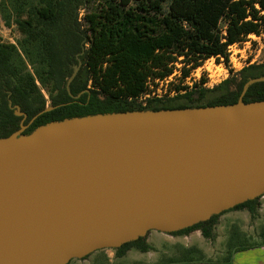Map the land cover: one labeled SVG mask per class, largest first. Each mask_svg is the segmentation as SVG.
<instances>
[{
	"label": "water",
	"instance_id": "water-1",
	"mask_svg": "<svg viewBox=\"0 0 264 264\" xmlns=\"http://www.w3.org/2000/svg\"><path fill=\"white\" fill-rule=\"evenodd\" d=\"M260 81L233 105L22 123L0 139V264H69L264 196V101H243Z\"/></svg>",
	"mask_w": 264,
	"mask_h": 264
},
{
	"label": "trees",
	"instance_id": "trees-1",
	"mask_svg": "<svg viewBox=\"0 0 264 264\" xmlns=\"http://www.w3.org/2000/svg\"><path fill=\"white\" fill-rule=\"evenodd\" d=\"M90 3L11 0L23 36L19 45L34 71L25 66L18 46L0 43V139L18 132L22 123L29 125L46 108L53 109L40 114L24 134L88 115L233 105L249 80L264 78V63L250 64L237 73L230 69L231 76L213 88L202 80L200 86H178L176 95L148 98L142 104L139 99L150 92V84L173 75L178 64L184 78L212 57L224 58L228 66L231 46L264 32V0ZM243 101H264V81L251 84ZM17 108L23 115L16 114ZM260 199L228 211L246 209L256 218ZM228 211L171 235L200 230L204 238L214 240L218 220ZM132 249L148 253L153 248L145 236L115 249L116 256L122 258ZM186 253L202 257L195 247Z\"/></svg>",
	"mask_w": 264,
	"mask_h": 264
},
{
	"label": "rangeland",
	"instance_id": "rangeland-1",
	"mask_svg": "<svg viewBox=\"0 0 264 264\" xmlns=\"http://www.w3.org/2000/svg\"><path fill=\"white\" fill-rule=\"evenodd\" d=\"M90 5H96L99 1L102 0H90ZM13 6L11 4V0H0V43L6 44H14L19 48V55L21 59L24 60L25 66L30 71H34L32 64L26 57L24 50L19 45L22 34L19 31L17 25L14 21ZM10 18V23L8 22V18ZM223 26V25H222ZM229 64L228 66L225 64L224 58H216L212 57L203 64L191 71V74L188 78H184L180 68L181 64L177 65V69L174 72L171 81L163 86L160 84L151 83V89L157 90L161 89L164 93L165 90L168 92L170 90H174L178 86H187L194 88L197 85H201L202 80H205L206 88H213L223 82L225 79H228L230 74V69H232L235 73L239 72L245 66L250 64H263L264 63V32L261 36L250 35L243 43L236 44L230 47L229 49ZM20 65L21 62L18 60ZM43 92L47 94V91L43 89ZM162 98H167V96H163ZM145 104V101L140 102ZM255 220V218H253ZM245 224L243 230L252 233L254 237L251 238V245H255L257 243L264 241V216L263 219L258 221V225H256V221H250ZM242 221V226H243ZM240 230L241 228L238 227ZM149 240V235L146 236ZM152 241V240H151ZM153 246L155 247L149 253H142L136 249L131 250L126 256L119 258L116 256L115 249H104L100 251H96L89 255L86 259H74L69 264H144L147 262H152L153 260H157L158 263H168L167 255L171 253V256L175 259H184L190 256L194 258H199L201 256L200 253L187 254L183 253L180 247H173L164 242H154L152 241ZM248 243V242H246ZM201 245V244H197ZM174 251L178 255L174 254ZM164 252H167L165 254Z\"/></svg>",
	"mask_w": 264,
	"mask_h": 264
},
{
	"label": "crops",
	"instance_id": "crops-1",
	"mask_svg": "<svg viewBox=\"0 0 264 264\" xmlns=\"http://www.w3.org/2000/svg\"><path fill=\"white\" fill-rule=\"evenodd\" d=\"M260 201L261 208L255 220L252 219L250 212L246 209L232 210L221 215L215 227L216 237L214 240L204 238L200 230L193 231L184 236H174L159 231L149 232L147 243L153 249L155 247L152 241L164 242L173 247L178 246L182 249L183 253H186L187 249L195 247L201 251L202 257L175 259L170 253L167 255L169 258L168 263H158L157 260H153L144 264H264V241L251 245V238L254 237L252 236L253 234L243 230L246 223H249L246 225L249 226L250 221L257 220L256 225H258V221L263 219L264 196L261 197ZM242 221L244 222L243 226ZM129 252L131 250L127 254ZM164 253L167 254V252ZM174 254L178 255L176 251H174ZM178 256L180 257V255ZM191 259L193 261H190Z\"/></svg>",
	"mask_w": 264,
	"mask_h": 264
},
{
	"label": "built area",
	"instance_id": "built-area-1",
	"mask_svg": "<svg viewBox=\"0 0 264 264\" xmlns=\"http://www.w3.org/2000/svg\"><path fill=\"white\" fill-rule=\"evenodd\" d=\"M173 75H171V76H169V77H167L165 79H162V80H159V79L155 80V84H160L161 86H163L164 83L168 84L171 81V78L173 77ZM176 94H177V92L175 91V89L174 90H170L169 92L167 90H165L164 93L159 88L157 90H153V89H151V84H150V92L148 94L142 96L139 99V101L140 102L145 101V103H146L148 98H153V97L162 98L163 96H174Z\"/></svg>",
	"mask_w": 264,
	"mask_h": 264
}]
</instances>
